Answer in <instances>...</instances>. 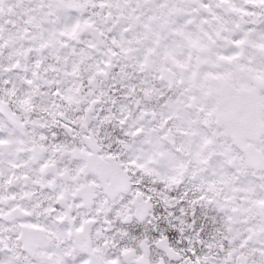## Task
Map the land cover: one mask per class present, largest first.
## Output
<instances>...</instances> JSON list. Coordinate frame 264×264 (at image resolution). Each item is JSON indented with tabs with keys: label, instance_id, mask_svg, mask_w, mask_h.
<instances>
[{
	"label": "snow or ice",
	"instance_id": "6c2138e0",
	"mask_svg": "<svg viewBox=\"0 0 264 264\" xmlns=\"http://www.w3.org/2000/svg\"><path fill=\"white\" fill-rule=\"evenodd\" d=\"M0 264H264V0H0Z\"/></svg>",
	"mask_w": 264,
	"mask_h": 264
}]
</instances>
